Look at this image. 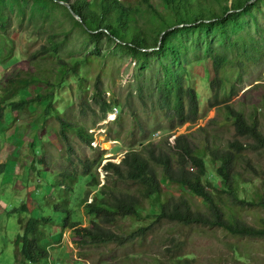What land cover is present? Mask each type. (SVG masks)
I'll return each mask as SVG.
<instances>
[{
	"label": "trees",
	"instance_id": "16d2710c",
	"mask_svg": "<svg viewBox=\"0 0 264 264\" xmlns=\"http://www.w3.org/2000/svg\"><path fill=\"white\" fill-rule=\"evenodd\" d=\"M24 1H33L46 23L54 28L62 27V23L56 20L51 9H61L96 47L107 37L141 65L154 56L162 58L165 61L162 68H153L150 77L157 80L160 110L166 112L174 130L196 123L200 115V95L185 84L186 66L194 61L212 60L215 78L211 81L212 97L208 103L211 108H224L235 134L234 139L223 146L211 138L196 142L193 134L176 133L160 143L150 142L140 150H130L121 163L108 162L103 167L108 181L96 191L91 203V189L99 186L95 171L101 166L100 162H83L81 174L69 169L58 173L53 189H60L62 193H54L56 202L47 200L43 204L53 203V215L20 220L23 233L16 241L18 263H47L51 247L61 244L66 231L74 234L75 243L81 248L110 244L133 246L145 241L148 234L164 222L219 228L236 239H264L261 214L264 213V194L242 198V185L251 182L237 170L240 162L246 160L245 153L264 156V133L255 113L246 114L231 103L251 67L264 63V0H138L136 4L122 0ZM5 2L0 0L2 23L9 20ZM202 31H207L209 38L214 39H207L203 44L199 41L192 46L187 44L186 34ZM60 44L63 43L53 41L50 46H43L31 59L58 53ZM77 68L75 65L70 70H62L58 85L68 73L77 75ZM37 81L50 85L40 78H32L31 82L13 79L9 82L11 86L6 85L4 96L0 98V127L9 107L12 111H24L31 104L50 99L45 114L57 112L53 110V94L9 102ZM103 95L98 86L94 100L107 111L111 105L102 100ZM57 119L63 141L70 143V131L77 130L80 139L92 145L93 136L82 127L65 122L61 116ZM34 163L44 166L46 159L36 156ZM245 164L264 184V172H259L250 160ZM209 165L214 167L215 175ZM5 171L0 146V175ZM217 179L221 181L220 186L216 184ZM164 182L172 191L165 190ZM83 187H86L85 197H82ZM193 198L202 200L200 206L192 203ZM81 208L90 218V226H83L78 219L77 212ZM19 212H28L27 206ZM245 212H253V223L244 219ZM127 220L133 225L128 232L121 235L112 229Z\"/></svg>",
	"mask_w": 264,
	"mask_h": 264
},
{
	"label": "rangeland",
	"instance_id": "374dc122",
	"mask_svg": "<svg viewBox=\"0 0 264 264\" xmlns=\"http://www.w3.org/2000/svg\"><path fill=\"white\" fill-rule=\"evenodd\" d=\"M5 3L9 20L0 22V98L4 96L6 85L11 86V80L31 82L32 78H40L50 85L37 81L9 102L53 94L51 101L57 112L45 114L50 99L31 104L24 111H12L9 107L0 127L1 163L6 165L5 173L0 175V264H20L16 260V241L23 233L21 219L28 221L53 215V203L43 204L47 200L56 202L54 193H62L60 189H53L58 173L69 169L81 174L83 162H100L101 166L95 171L99 186L90 188L91 203L96 191L108 181L103 167L108 162L121 163L130 150H140L150 142L160 143L176 133L193 134L196 142L211 138L222 146L234 139L235 130L224 108H211L208 103L212 97L211 81L215 78L212 60L194 61L186 66L185 84L200 95V115L196 123L174 130L166 112L160 110L157 80L150 77L153 68H162L165 62L162 58L154 56L141 65L115 40L103 37L96 47L59 8L51 9L56 20L62 23V27L54 28L46 23L33 1L6 0ZM209 36L207 31H202L186 34L185 39L192 46L197 41L203 44L207 39H214ZM53 41L63 43L58 53L31 59ZM75 65H78V74L68 73L58 85L62 70H70ZM98 86L104 92L102 100L111 105L107 111L94 100ZM231 103L246 114L255 113L264 133V63L251 67ZM59 116L92 135V145L84 143L77 130L70 131V143L63 141ZM36 156H44L46 165H34ZM244 157L259 172H264V156L247 152ZM245 161L240 162L237 170L251 183L242 185L240 195L251 199L264 194V184L261 178L250 173L253 170ZM209 170L216 174L212 165ZM216 184L220 186L221 181L217 179ZM164 185L165 190L172 191L169 184L164 182ZM85 188L82 197H85ZM78 189L81 190L80 185ZM193 200L195 206H200L201 199ZM24 205L28 212H19ZM147 206L149 209L150 204ZM252 213L243 215L248 223H253ZM77 216L83 226H90L84 208L78 209ZM55 224L59 225L57 221ZM132 228L128 220L112 227L121 235ZM75 241L74 234L66 231L61 244L51 247L50 261L44 264H264V239H236L219 228L164 222L157 225L145 241L133 246L110 244L81 248Z\"/></svg>",
	"mask_w": 264,
	"mask_h": 264
}]
</instances>
